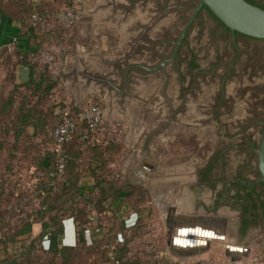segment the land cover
Instances as JSON below:
<instances>
[{"label":"rangeland","instance_id":"374dc122","mask_svg":"<svg viewBox=\"0 0 264 264\" xmlns=\"http://www.w3.org/2000/svg\"><path fill=\"white\" fill-rule=\"evenodd\" d=\"M62 1L70 3L69 5H75L77 11L81 8V6L79 7L77 4L69 2V0H61V4H58L60 7L66 5ZM144 20L146 19L143 18V21ZM157 20H160V18ZM214 26V19L204 15L202 25V28L204 29L198 30V36L195 38L191 37L194 32L193 29H190L188 33L187 38L190 39L192 50L196 54V60L201 65V68L207 72V75L205 78L203 77V79H201V75L196 77V79H201V82L199 81L200 86L196 89L194 88L193 92L184 94L186 97L184 103L185 107L183 106L182 111L175 113L171 119L168 117L169 114L175 111L174 108L176 106H179V108L181 107V98L184 91L182 86H187L184 77L178 74H175L174 77L168 81L167 86L169 87L167 88L169 90L165 88V92L161 91V94L157 92L155 93V85L151 87L155 94H146L145 91L140 92V90L136 92V96L132 94V96H134L133 99L126 107H122V109H120L119 104L116 101H112L113 97L110 96L106 87L103 90L101 89L102 92L100 91L103 83L90 77L84 78L80 76L79 72L74 73L79 69L78 63H74L73 65L68 63L67 71H70L73 74L72 77L70 75L66 77L68 78L66 81L70 87L65 86L63 88L58 79L57 86L47 95L40 96L39 94H36L32 95V97L29 89V91L13 90V93L16 92V97L14 98L15 101L19 102L22 97L25 96L26 100H22V102H26L25 105L27 103L29 105H34L35 109H38L41 113L46 112V115L48 116L47 120L49 121L50 126L53 125V127L55 123L58 124L56 119V116H58L57 114L59 113L60 116L61 112L66 108L70 110L72 117H75L77 122L80 120L79 115L89 101L97 103L105 111L103 122L100 124L96 132H90L91 136L87 142H82V134L78 129L79 133L75 136L76 145L72 146L73 152L71 151L72 155H74V160L69 164L72 174L71 177L76 174L78 188H80L83 183L88 187L95 182V179L91 176V171H93L95 167H98L97 174L99 175L100 183H103V186L100 185L98 193L94 191V193L90 194L83 190V197L78 193V195L73 198V200H75L74 203L78 201V209L77 211H74L71 216L72 218L68 215L69 212L64 215V212H61L62 209H60V206H56L55 210L60 209L59 213H61L62 216L64 215V217L66 216L63 222L64 230H66L68 226L73 225L74 231L82 229L84 237L86 238L88 236L90 238L86 232V230H88L89 234H94V239L97 240L96 242H100L99 246L101 247V243H105V240L102 241L101 239L105 234L111 233L110 231H121L120 221H127L133 214H136V216H138L136 222L137 225L135 227L124 229L127 238L130 240L131 250L141 246H148V249H156L157 254L154 255L152 260L153 262L156 261L157 264H189L196 259H206L209 260L211 264H262L258 259L260 247L255 245L248 235L241 237V235L236 233L234 229L232 230V225L231 228L228 226L224 229L223 237L225 239H214L212 242L208 241L205 251L185 258L169 255L171 261L165 259L163 257V252L169 237L164 236L162 232H157L156 229L153 231V224L156 219L160 221L167 216L154 211L152 207L153 202L151 203L150 200L156 198L155 195H152V191L147 190L144 187L146 186V179H143L140 176L139 178L138 175L132 171L135 166L139 167L143 166V163H147L152 166L151 168L147 166L146 168L149 170H145L149 179L150 177L158 178V176L155 175L150 176L152 170L156 167L157 170H163L165 172L164 175L172 179L174 183H176L175 181L183 180L194 181L196 179L194 171H197V168H201L204 165L201 164V160H209L214 155L215 149H209V146L218 140L219 147L225 148L233 142L231 134H233L235 130V125L230 124V122L235 119L239 120L247 117L248 107H251L252 109L259 107L258 103L262 99V92H259V95L257 92L258 100L253 97L251 99L249 98L248 101L247 93L250 92V89L247 85L249 86V84H252L251 86L254 90L263 88L261 91H264V68H254V71L251 72L250 78H248V71L241 70V68L238 67L231 76L225 78L226 73L224 72V68L221 66H214L216 63H222V60L225 57L222 53L226 51L231 52L232 49L229 41H220L219 44L215 42L213 43L211 31ZM158 32L160 35L161 30H158ZM244 42L246 44H244ZM244 42L242 41L239 44L248 51L245 55L247 57V55H252L254 53L253 46H256L259 42L249 39L244 40ZM134 47V45H127L126 52L131 53L133 51H131V49H134ZM115 48L117 49L116 46ZM122 50L124 54L125 47H121L118 50L120 54L109 56L114 59L120 58L111 62L109 66H107L110 68L109 71L116 72V69L113 70L114 63H123L124 59L127 57V55L122 54ZM114 53L115 50L112 54ZM37 62L39 63V66L37 67L35 74H38L43 70V67L40 65L47 64L40 61ZM127 62L137 63L136 61ZM16 67L15 78L13 79L16 86L28 83L33 76H35H32L31 72V78L28 82L18 84L16 83ZM48 69L49 72L54 75L55 69H50L49 65ZM0 70L2 71L0 74L1 101L5 94L12 90V87L15 84L8 81L6 72L1 65ZM192 71L193 69H190V72ZM188 75L190 76L191 74L189 73ZM223 77L225 78V82L222 91L227 98H231L229 102L230 104L227 106L224 104L225 106H221L219 111L214 113V111L209 108L211 106L210 101L214 99L213 97L217 95L218 89L222 86L221 79ZM110 78H116L118 84L120 81L122 85L121 77L118 78L112 75ZM98 80H100V78H98ZM159 88L158 85V89ZM78 90H80L81 94ZM83 90L84 92L82 93ZM259 97L261 98L259 99ZM66 104L69 105L67 106ZM60 105L66 107L63 108L60 107ZM72 105L73 107L78 106V110L74 111ZM41 113L39 112L38 114ZM55 113L57 114L54 115ZM126 114L128 115L125 116ZM160 120H162V125H165L168 122L170 124L165 125V131L157 133L156 129L161 126L158 124ZM236 127L238 128L239 125H236ZM52 129L54 130V128ZM53 130L50 131V140L47 144V147L49 148L54 147L52 138ZM169 130H173V132L169 134V132H171ZM148 131H151L152 134L148 139L151 144L149 149L153 151L152 154L142 147L141 144L146 139L145 134ZM105 142L110 143V145L107 146L108 149H106L107 147L101 149L98 145H103ZM99 151L103 152V160H101L98 155ZM244 167L245 166L241 163V153L239 151L234 153L231 147H229L225 150L222 158L220 157L219 160L215 162L211 176L213 178L220 177L221 180L223 179L221 182L222 185L218 186L223 193L224 190L222 189H224V180H227L238 173L246 174V169ZM32 179L35 181L34 177H32ZM118 190L122 191L118 192ZM218 190L213 192L211 188L205 187L204 192L207 194L208 198H204V201L209 208L219 206L221 208L220 211L222 217L226 216L233 218L234 221L232 222H236L235 215L232 213L227 214L229 213L228 207L226 208L223 203L221 204L225 199L224 193H221V196L219 193L220 191ZM182 192L181 189L176 188L175 190L168 192L163 191L164 194H168V197L163 195V198L166 197L164 198V201L168 200L170 203L174 202V204H177L178 201L180 202L182 200ZM56 193H58V191H55L53 195ZM92 196H94L93 200L97 201L94 205L91 204L93 203V201L91 202ZM117 198L121 199L119 205L116 202ZM63 201L64 199L60 201L58 200L57 203L61 204ZM24 203L27 205L26 209L30 211L31 208L36 206L37 201L31 199V196H29L24 200ZM57 203L54 205H59ZM89 207H91L92 211H88ZM97 207H99L101 212H96L98 211ZM116 209L118 210L116 211ZM75 219H77V223H75ZM128 224H132V221ZM23 242L27 243L28 241ZM23 242L16 243L14 246L10 244L7 254L0 250V264L9 263L14 258L16 264H28V261H26L27 259L31 261V264H59V260L56 259L53 254L43 252L41 248H35L28 258L21 255L19 256V254L24 252L22 246ZM44 242L46 241H43V245L46 246ZM73 244H75V242ZM229 244L240 246L233 248L244 247L246 250L237 255L232 251V247L228 246ZM100 249L101 248L98 249V252L94 250L93 253H91V250H87L85 244L80 242L76 250L79 254L77 256L78 261H80L78 264H93L92 262H94V264L101 263L103 257ZM74 253L75 252L72 251L69 254ZM132 256L138 257V255L135 254ZM144 257L147 259L148 256ZM75 261L77 260L74 258V262Z\"/></svg>","mask_w":264,"mask_h":264},{"label":"flooded vegetation","instance_id":"af4514ba","mask_svg":"<svg viewBox=\"0 0 264 264\" xmlns=\"http://www.w3.org/2000/svg\"><path fill=\"white\" fill-rule=\"evenodd\" d=\"M247 1L264 8V0ZM198 5L199 0H100L94 3V6H100L109 12H114L115 14L110 17L111 20L131 21L134 22L135 26L142 29L141 39L139 43L134 45L133 52L124 59L123 63H114L113 70L116 69V72L109 71L110 68H105L104 65H101L103 70L98 71L97 74L96 72L92 74L93 79L103 83L100 91L102 92L106 87L110 96L113 97L112 101H116L119 107L122 108L131 102L133 97L136 96V92L141 90L140 92L145 91L151 95L156 92L161 94V91L165 92L164 89L169 87L167 86L168 81L175 74L182 75L186 80L187 86H182L184 91L181 98V107L176 106L174 108L175 111L173 110L174 112L168 116L170 119L173 118L175 113L183 109L182 107L186 100L184 94L193 92L194 88L196 89L200 86L199 81L201 82V79L207 75V72L201 68V65L196 60V54L192 50L190 39L187 38L190 29L194 31H192V38L198 36V30L204 29L202 28L204 15L212 17L215 21V26L211 31L213 43L219 44L220 41L230 42L232 51L222 53L225 56L224 62L222 60V63H216L214 66L224 68V72L226 73L225 78L231 76L238 67L241 70L248 71V78H250L254 68H264L263 39L248 37L229 30L211 14L204 4ZM120 12L123 13L121 14ZM143 18L146 20L143 21ZM158 18L160 20H157ZM158 30H161L160 35ZM247 39L259 43L253 46L254 55L249 54L246 57L245 55L248 51L239 43ZM244 44L246 43L244 42ZM127 61H136L137 63ZM190 69H193V71L190 72ZM189 73L191 74L190 76L188 75ZM112 75L118 78L121 77L122 85L120 81L118 84L116 78H110ZM199 75H201L200 80L196 79ZM225 78L221 79L222 86L218 89L217 95L213 97L214 99L210 101L211 106L209 108L214 113H217L219 108L224 104L226 106L230 104L231 98H227L222 91ZM157 84L160 87L159 89ZM153 85L156 87L155 93H153L151 88ZM251 85H247L250 89V92L247 93V100L249 101V98L253 97L258 100L257 92L258 95L259 92H262V99L258 103V108L252 109L248 107L247 117L230 122V124L235 125V130L231 134L233 142L225 148L219 147L218 140L212 143L209 149H215L214 155L209 160H201V164L204 165L201 168H197V171H194L196 179L194 181L183 180L175 182L182 183V186L190 189L192 194L190 199L196 206L203 204L206 213L220 214L221 208L219 206H213L212 208L207 206L204 198L208 197L204 189L208 187L213 192L219 189L218 186L222 185L223 179L211 176L215 162L220 157L222 158L225 150L229 147H231L234 153L239 151L241 153V163L245 166L246 174L238 173L224 180V189L222 190H224L225 199L221 204L223 203L226 208L228 207L229 213L227 214L232 213L235 215L237 225L235 226L232 221L228 220L229 227L231 228L232 225V230L234 229L241 237L248 235L254 244L260 247L258 259L260 263L264 264V180H261V175L256 166V153L254 151L258 145V137L264 126V91H261L263 88L254 90ZM167 90L169 89L167 88ZM158 124L161 126L156 129L157 133L165 131V125H169L170 123L162 125V120H160ZM236 125H239V129ZM169 131H171L169 134L173 132V130ZM145 136L146 139L141 143L142 147L152 154L153 151L149 149L151 144L148 141L152 136L151 131L146 132ZM142 165L139 167H152L147 163H143ZM218 191H220L219 193L222 196L221 189ZM212 219L215 224L221 222L226 226L227 217L221 216L220 219L216 216ZM213 226L215 225H206L198 229L208 233L213 239L224 238L222 234H216L215 227L213 228ZM207 237L209 236H204V238ZM203 240L206 241V239Z\"/></svg>","mask_w":264,"mask_h":264},{"label":"trees","instance_id":"16d2710c","mask_svg":"<svg viewBox=\"0 0 264 264\" xmlns=\"http://www.w3.org/2000/svg\"><path fill=\"white\" fill-rule=\"evenodd\" d=\"M10 1L17 8L18 12L16 15L22 22L19 36H26L31 30L33 31V21L31 20L33 13L38 15L52 14L60 8V6L51 8L48 3L43 1H39L37 4H33L32 0ZM62 2L66 5L70 4L65 1ZM249 3L253 4L252 2ZM262 9L264 8L262 7ZM74 33V29L70 31L57 27L43 33L34 32L33 47H28L29 45H27L26 41L18 38L12 49H7V47L0 49V65L6 72L8 81L15 84L13 79L15 78V67L17 64L29 66L32 76L35 75L26 84L13 85L12 90L8 91L0 101V250L7 254L10 244L14 246L16 243L26 241L25 239H17L20 231L29 224L39 223L41 227L39 235L31 238L27 243H22L24 252L19 254V256L28 258L35 248H41L43 252L53 254L59 260V264H78L80 262L77 258L79 254L76 250L78 244L82 242L87 250H91V253L94 250L98 252V249L101 248L102 261L95 264H157L156 261L153 262L152 260L154 255L157 254L156 249H148L143 256H132L134 254H132L130 240L127 238L124 229L135 227L137 220H134L132 224H127L125 220L120 221L121 231H110L111 233L105 234L101 238L102 241L105 240L104 244L101 243V247L99 246L100 242H96V239H89L88 236L85 238L82 229L75 230V244L67 245L60 242V238L64 234L63 222L66 217L64 215L69 212L68 215L72 218L74 211L78 209V201L74 203L75 200L73 198L78 193L83 197V190L90 194L94 193V191L98 193V189L100 185L103 186V183H100V177L97 174L98 167L91 171V176L95 179V182L88 186L89 188L84 183L78 188L76 174L71 177L69 164L74 160L72 146L76 145L75 137L64 146L65 166L62 175L57 176L54 174L56 156L53 148L47 147V144L50 140V131L57 124L55 123L54 127L53 125L50 126L46 112L41 113L32 104L29 105L27 103L25 105L26 102H22V100H26L25 96L19 102L15 101L16 92L13 93V90H30L31 96L51 93L58 84V78L49 72L47 64L40 65L43 70L35 74L39 63L33 61L32 56L37 54L44 44H73L75 42ZM66 105L68 106L69 104ZM60 107H63V105H60ZM72 108L76 111L79 107H73L72 105ZM39 112L41 114H38ZM57 115V118L54 117L59 122V113ZM77 128L83 136L82 142H87L91 133L86 124L78 120ZM108 145L110 143L105 142L103 145L98 146L101 149H105ZM102 153V151L98 152L101 160H103ZM32 177L35 178V181ZM55 191H58V193L54 194V196L53 193ZM120 191L122 190H118V192ZM29 196L37 201L36 206L31 208L30 211L26 209L27 205L24 203V200ZM92 197L91 202L93 201V203L91 204L94 205L97 201L93 200L94 196ZM63 199L64 201L61 204L57 203L58 200ZM56 203L59 205H54ZM56 206H60L61 212H64L63 216L59 213L60 209L55 210ZM97 208L98 211L96 212H101L99 207ZM88 211H92L91 207H89ZM75 221L77 223V219ZM43 241L47 242L46 246L43 245ZM72 251L75 253L69 254ZM109 253H112L113 259L109 256ZM144 256H148L147 259ZM74 258L77 261L74 262ZM26 261L31 264L29 259ZM92 263L94 264V262ZM8 264H16L15 258Z\"/></svg>","mask_w":264,"mask_h":264},{"label":"crops","instance_id":"0c3cea01","mask_svg":"<svg viewBox=\"0 0 264 264\" xmlns=\"http://www.w3.org/2000/svg\"><path fill=\"white\" fill-rule=\"evenodd\" d=\"M39 1H43L48 3L51 8H55L59 6L61 0H32L33 4H37ZM100 0H69V2L77 4L79 7L81 6V10L79 9V18L74 28L75 31V42L73 44L65 46V50L62 51L58 56L56 62L51 67L54 70V75L61 82V86L64 88L65 86H69L66 78L68 75L72 77V73L67 71L68 63L74 64L78 63L80 76L86 78H93L92 74L98 71L103 70L101 65H104L105 68H109V64L113 61H116L120 58L114 59L109 56L120 54L118 51L119 48L125 47V53L123 55H129L134 50L131 49V53L126 52L127 45H135L139 43L141 39L142 29L138 26L134 25V22H125V20H111L110 17L115 14L114 12H109L101 8L100 6H94V3L99 2ZM17 8L10 0H0V49L3 47H7V49H12L13 39L16 40L22 39L26 41L28 47H33L34 31H30L26 36H19L22 22L17 17ZM121 14L123 12H120ZM114 45V48H113ZM117 47V49L115 48ZM115 50V53L113 51ZM118 51V52H117ZM122 59V58H121ZM50 68V69H51ZM2 71L0 70V74ZM72 85V84H71ZM73 86V85H72ZM72 90V87H71ZM77 90V89H76ZM81 94L80 90H78ZM84 90L82 91V93ZM147 94V92H145ZM86 94V92H85ZM86 96V95H85ZM126 107V106H125ZM124 108V107H123ZM120 109H122L120 107ZM126 114L125 116H127ZM124 116V117H125ZM135 166L133 168V173L137 174L138 177H142L146 179L144 186L147 190L152 191V195H155L156 198H152L150 201L153 202V209L156 213L166 215L164 219L162 218L160 221L156 219L153 224V231L156 229L157 232H162L164 236L169 237L165 245V250L163 252V257L167 260L171 261L169 255H174L175 257H191L197 253H201L205 251V247L198 248L195 247L193 252H183L179 254L177 251L173 250L170 246V239L175 237L176 239L185 240V237H194L200 238L197 243L204 242L203 239H206V244H208L209 239L214 240L211 235L206 232L200 231L199 227H204L206 225H215L213 228L215 229L216 234L223 235L224 229L228 227V220L234 221L233 218L227 217L226 226H224L221 222H215L212 218L216 217L221 219V214H208L203 208V204L196 206L192 200L191 191L188 187L182 186V183H174L172 179L164 175L163 170H157L155 167L152 170L151 175L158 176L148 178L145 170H149L148 168H141ZM165 178H164V176ZM139 177V178H140ZM175 185V186H174ZM176 189H181L183 192L182 200L174 204V202L170 203L168 200L164 201V198L168 197V194H164L163 191H171ZM163 195L166 196L163 198ZM162 197V198H161ZM117 204L119 205L121 202L120 198L116 199ZM226 217V216H225ZM138 216L133 214L129 220L126 221L133 222L137 220ZM236 226L237 223L233 222ZM41 230L39 223H32L25 226L20 234L17 236V239L29 241L31 238H35L39 235ZM173 234V235H172ZM199 234V235H197ZM182 236V238H179ZM184 236V237H183ZM204 236H209L204 238ZM224 236V235H223ZM165 237V238H166ZM43 238V236H42ZM89 238V237H88ZM94 239V234L92 233V237ZM89 238V239H90ZM222 239V238H221ZM225 239V238H224ZM76 241V234L73 228V225L68 226L66 230H64L63 236L60 238V242L62 244L71 245ZM47 245V242H44ZM201 245V244H200ZM228 246L240 247L237 245L229 244ZM148 246H141L135 249H132V254L143 256L144 253L148 251ZM201 247V246H200ZM244 248V247H243ZM234 248V251L237 255L241 252H245V248ZM226 249V248H225ZM230 251V252H232Z\"/></svg>","mask_w":264,"mask_h":264},{"label":"built area","instance_id":"2783aa9c","mask_svg":"<svg viewBox=\"0 0 264 264\" xmlns=\"http://www.w3.org/2000/svg\"><path fill=\"white\" fill-rule=\"evenodd\" d=\"M77 7L73 4L61 6L55 13H45L38 15L33 13L31 20L33 21L32 27L35 33H43L45 31L61 27L65 30L72 31L78 21ZM13 43L16 42V38L13 39ZM65 43L59 44H44L40 51L32 56L33 61H40L47 63L51 68L56 62L57 56L65 50ZM105 116L104 109L97 103L89 101L79 115V119L83 121L88 130L94 133L103 122ZM77 119L72 117V114L68 108L64 109L60 114V120L52 132V138L54 142L53 151L56 156V166L54 174L57 176L62 175L65 166V153L64 146L78 134ZM83 138V136H82ZM88 235L89 231L86 230ZM111 259H113L112 253H109ZM117 263V262H115ZM189 264H211L206 259H196Z\"/></svg>","mask_w":264,"mask_h":264},{"label":"water","instance_id":"95a60500","mask_svg":"<svg viewBox=\"0 0 264 264\" xmlns=\"http://www.w3.org/2000/svg\"><path fill=\"white\" fill-rule=\"evenodd\" d=\"M204 4L211 14L226 28L242 35L264 40V9L253 5L246 0H199V5ZM31 69L27 65H17L16 83L23 84L30 80ZM256 153V166L264 180V126L258 137ZM183 241V242H182ZM170 246L179 254L193 252L197 246H207L206 242L191 244L188 240L170 239ZM232 249V248H231ZM232 250H235L234 248ZM236 251V250H235Z\"/></svg>","mask_w":264,"mask_h":264},{"label":"bare ground","instance_id":"6f19581e","mask_svg":"<svg viewBox=\"0 0 264 264\" xmlns=\"http://www.w3.org/2000/svg\"><path fill=\"white\" fill-rule=\"evenodd\" d=\"M197 235H199V234H197ZM184 237V236H183ZM179 238H182V236H179ZM185 240H188L189 241V243H191V244H195V246H196V244H200L199 242L197 243V241L198 240H200V238H194V237H185L184 238ZM179 240H182V239H179ZM209 241H211L210 239H209ZM183 242V241H182ZM212 242V241H211ZM210 242V243H211ZM198 248H203V247H198Z\"/></svg>","mask_w":264,"mask_h":264}]
</instances>
